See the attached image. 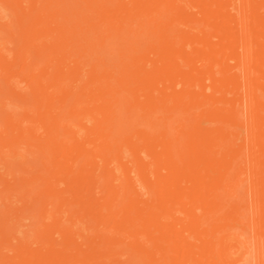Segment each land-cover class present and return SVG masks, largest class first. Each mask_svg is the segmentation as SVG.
Here are the masks:
<instances>
[{
  "label": "bare ground",
  "instance_id": "1",
  "mask_svg": "<svg viewBox=\"0 0 264 264\" xmlns=\"http://www.w3.org/2000/svg\"><path fill=\"white\" fill-rule=\"evenodd\" d=\"M0 264H264V0H0Z\"/></svg>",
  "mask_w": 264,
  "mask_h": 264
}]
</instances>
